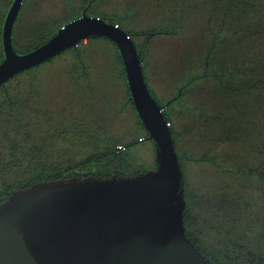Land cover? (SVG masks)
I'll list each match as a JSON object with an SVG mask.
<instances>
[{
  "label": "trees",
  "instance_id": "trees-1",
  "mask_svg": "<svg viewBox=\"0 0 264 264\" xmlns=\"http://www.w3.org/2000/svg\"><path fill=\"white\" fill-rule=\"evenodd\" d=\"M11 1L0 0V59ZM82 13L125 31L164 105L185 236L214 264H264V0H22L13 49L38 45ZM163 40L173 49L151 55ZM145 141L151 167L139 153ZM153 157L117 52L103 38L0 86V202L39 181L131 176L153 168Z\"/></svg>",
  "mask_w": 264,
  "mask_h": 264
},
{
  "label": "water",
  "instance_id": "water-1",
  "mask_svg": "<svg viewBox=\"0 0 264 264\" xmlns=\"http://www.w3.org/2000/svg\"><path fill=\"white\" fill-rule=\"evenodd\" d=\"M22 0L1 25L0 86L86 39L113 44L130 106L153 144L154 167L131 176L70 177L32 183L0 202V264H214L184 234L183 180L168 123L146 86L130 37L82 13L38 45L11 44Z\"/></svg>",
  "mask_w": 264,
  "mask_h": 264
},
{
  "label": "rangeland",
  "instance_id": "rangeland-1",
  "mask_svg": "<svg viewBox=\"0 0 264 264\" xmlns=\"http://www.w3.org/2000/svg\"><path fill=\"white\" fill-rule=\"evenodd\" d=\"M201 21V16L199 15V17L195 18L192 22L194 25H197V23L199 24V22ZM174 47V44L171 43L170 41H161V42H155L153 44V46H151L150 48V52H151V55H154V56H158V50L163 48V51H165L166 53L169 51V50H172ZM154 89L155 91H160V87H159V84L157 83H154ZM142 146L144 147H140V149H143V150H139V153L142 154V163L144 164L145 167H151V155H150V149H149V146H148V142L145 141L142 143ZM144 151V152H143Z\"/></svg>",
  "mask_w": 264,
  "mask_h": 264
},
{
  "label": "built area",
  "instance_id": "built-area-1",
  "mask_svg": "<svg viewBox=\"0 0 264 264\" xmlns=\"http://www.w3.org/2000/svg\"><path fill=\"white\" fill-rule=\"evenodd\" d=\"M115 148H116L117 150H119V149H121V146H120V145H117V146H115Z\"/></svg>",
  "mask_w": 264,
  "mask_h": 264
}]
</instances>
